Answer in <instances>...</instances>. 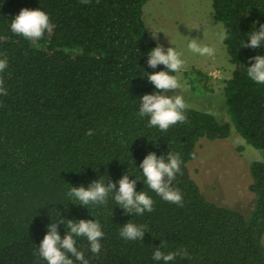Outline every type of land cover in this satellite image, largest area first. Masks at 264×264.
<instances>
[{"label": "trees", "instance_id": "1", "mask_svg": "<svg viewBox=\"0 0 264 264\" xmlns=\"http://www.w3.org/2000/svg\"><path fill=\"white\" fill-rule=\"evenodd\" d=\"M146 1L0 0V59L8 60L0 73L8 92L0 95V264H47L38 248L54 219L66 234L61 217L100 222L99 254L85 237H74L88 264H163L153 259L157 248L187 249L190 259L169 264H264V85L247 75L249 58L264 55V46L240 47L264 24V0H210L213 18L228 33L222 43L233 65L222 88L224 110L260 155L248 165L254 203L247 215L208 200L188 171L199 140L228 137V122L188 107L186 123L162 132L138 115L140 97L157 93L147 76L167 70L147 64L158 43L141 18ZM23 8L44 11L51 32L39 41L13 33L11 21ZM170 150L182 159L172 186L183 206L153 192L139 168L149 152ZM124 174L153 198L152 212L126 214L113 194L106 205L90 207L66 195L72 186L118 182ZM129 221L145 226L142 241L120 236Z\"/></svg>", "mask_w": 264, "mask_h": 264}, {"label": "clouds", "instance_id": "2", "mask_svg": "<svg viewBox=\"0 0 264 264\" xmlns=\"http://www.w3.org/2000/svg\"><path fill=\"white\" fill-rule=\"evenodd\" d=\"M90 0H81V3L87 4ZM257 22H253L256 26ZM53 25L49 16L40 8L29 9L23 8L19 14L11 21V31L17 35L23 36L29 41H39L43 38L46 31L51 32ZM162 30H153L151 32L153 39H158L157 33ZM221 41L228 38V33L222 29L218 34ZM172 43V42H171ZM264 46V24H260L259 28L249 33L248 39L241 41V48H252ZM188 49L200 56H212L215 49L205 44H201L199 39L192 38L188 45ZM254 60L247 67L248 77L258 85H264V55H256L250 57ZM149 67L155 69L158 65H164L165 70L154 71L149 73L147 79L159 91L155 94H144L140 97V108L138 115L141 117H149V127H157L162 132H166L171 126L177 123H186L187 116L185 114L189 105L185 102L181 92L184 85L181 84L177 75L185 65L182 59V53L178 52L175 47H169L167 50L162 45L157 44L151 49L147 60ZM8 67L7 56L0 59V73ZM175 90L173 95L161 94ZM7 89L4 87V81L0 78V95H7ZM92 135L89 129L86 133ZM192 159H196V153L191 154ZM182 159L179 153L171 150L167 155L157 156L155 152H149L139 165L145 178L144 183L155 192L164 201L183 206V197L179 189L172 186V182L176 179L177 174L182 175L181 171ZM117 183L119 187L117 188ZM136 180L129 179V175L124 174L118 182H108L97 179L92 181L87 187L81 185L79 187H71L66 195L73 201L82 206L106 205L110 194H113L116 205H119L124 212L134 215H143L146 211L154 210V200L144 191L137 192L135 190ZM59 223L65 225L67 231L62 237L58 232V224L53 220L47 228L48 231L41 241L38 254L39 257L47 261V264H74L68 254L75 257L82 264H88L84 253L76 247V239L74 237H85L90 245V250L94 254H99L101 249L100 240L104 236L100 222L93 219L73 220L67 219L65 223L64 217L60 218ZM146 232L144 225L137 226L129 221L123 224L120 229V236L125 240L142 241ZM177 256L181 259H190L187 249H177L164 253L157 248L153 253L155 261H162L163 264H169L174 261Z\"/></svg>", "mask_w": 264, "mask_h": 264}, {"label": "rangeland", "instance_id": "3", "mask_svg": "<svg viewBox=\"0 0 264 264\" xmlns=\"http://www.w3.org/2000/svg\"><path fill=\"white\" fill-rule=\"evenodd\" d=\"M141 18L150 35L152 29L162 30L157 33L158 39H153L155 42L166 49L175 47L182 53L185 65L174 75L184 88L177 94L184 97L189 107L208 111L218 121L230 125L229 136L224 139L199 140L196 159L188 163L190 176L208 200L247 215L254 203L248 188V165L260 155L236 132L224 110L222 88L233 65L219 39L223 28L212 16L210 0H147L141 7ZM192 38L213 47L215 54L192 53L187 47ZM174 92L161 94L173 95ZM262 241L264 243V233Z\"/></svg>", "mask_w": 264, "mask_h": 264}]
</instances>
